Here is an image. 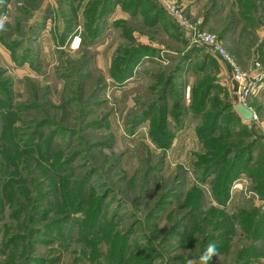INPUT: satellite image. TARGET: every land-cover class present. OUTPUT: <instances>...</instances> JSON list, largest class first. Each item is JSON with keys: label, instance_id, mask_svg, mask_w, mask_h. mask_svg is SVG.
Masks as SVG:
<instances>
[{"label": "rangeland", "instance_id": "obj_1", "mask_svg": "<svg viewBox=\"0 0 264 264\" xmlns=\"http://www.w3.org/2000/svg\"><path fill=\"white\" fill-rule=\"evenodd\" d=\"M0 24V264H202L210 243L208 264H264V0H0Z\"/></svg>", "mask_w": 264, "mask_h": 264}, {"label": "built area", "instance_id": "obj_2", "mask_svg": "<svg viewBox=\"0 0 264 264\" xmlns=\"http://www.w3.org/2000/svg\"><path fill=\"white\" fill-rule=\"evenodd\" d=\"M193 38L197 39L198 41L202 42L203 44L207 45L210 51L214 56L221 60L226 66L230 68V85L232 90H234V81L238 83V91L235 92L238 96L241 97V100L245 101L247 92H249L250 84L246 81V74L243 72L240 67L234 62L231 58L230 54L225 50L221 44L219 43L218 39L215 35L210 34L208 32H203L199 30L193 31ZM245 106L246 103H242ZM248 107V106H247ZM249 108V107H248ZM256 115V114H255ZM244 180V179H242Z\"/></svg>", "mask_w": 264, "mask_h": 264}, {"label": "water", "instance_id": "obj_3", "mask_svg": "<svg viewBox=\"0 0 264 264\" xmlns=\"http://www.w3.org/2000/svg\"><path fill=\"white\" fill-rule=\"evenodd\" d=\"M230 70V68H229ZM234 83V91L237 92L238 91V83L236 81L233 82ZM236 111L238 112V114L244 118L245 120H254L256 115L253 112V110H251L250 108H248L247 106H245L242 103L237 104L236 106ZM255 127H256V123L253 122L252 123V133L256 136V137H262L261 135H258L255 131Z\"/></svg>", "mask_w": 264, "mask_h": 264}, {"label": "clouds", "instance_id": "obj_4", "mask_svg": "<svg viewBox=\"0 0 264 264\" xmlns=\"http://www.w3.org/2000/svg\"><path fill=\"white\" fill-rule=\"evenodd\" d=\"M2 26V24H0ZM218 254V249L216 247L215 243H210L206 250L203 252V254L200 257V261L202 264H208V261H210L214 256ZM187 264H195L194 260H188Z\"/></svg>", "mask_w": 264, "mask_h": 264}, {"label": "bare ground", "instance_id": "obj_5", "mask_svg": "<svg viewBox=\"0 0 264 264\" xmlns=\"http://www.w3.org/2000/svg\"><path fill=\"white\" fill-rule=\"evenodd\" d=\"M79 43H80V39L79 38H76V42H75L76 46H78Z\"/></svg>", "mask_w": 264, "mask_h": 264}, {"label": "crops", "instance_id": "obj_6", "mask_svg": "<svg viewBox=\"0 0 264 264\" xmlns=\"http://www.w3.org/2000/svg\"><path fill=\"white\" fill-rule=\"evenodd\" d=\"M228 72H229V74H230V70H229V68H228ZM230 77V76H229Z\"/></svg>", "mask_w": 264, "mask_h": 264}, {"label": "trees", "instance_id": "obj_7", "mask_svg": "<svg viewBox=\"0 0 264 264\" xmlns=\"http://www.w3.org/2000/svg\"><path fill=\"white\" fill-rule=\"evenodd\" d=\"M215 165H218V163H217V164H215Z\"/></svg>", "mask_w": 264, "mask_h": 264}]
</instances>
